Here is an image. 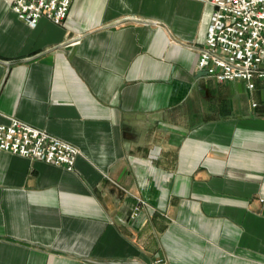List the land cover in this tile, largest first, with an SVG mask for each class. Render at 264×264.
I'll return each instance as SVG.
<instances>
[{
    "label": "crops",
    "instance_id": "1",
    "mask_svg": "<svg viewBox=\"0 0 264 264\" xmlns=\"http://www.w3.org/2000/svg\"><path fill=\"white\" fill-rule=\"evenodd\" d=\"M14 2L0 122L81 154L68 171L0 150V264H264V100L198 69L209 0H74L35 28Z\"/></svg>",
    "mask_w": 264,
    "mask_h": 264
},
{
    "label": "built area",
    "instance_id": "2",
    "mask_svg": "<svg viewBox=\"0 0 264 264\" xmlns=\"http://www.w3.org/2000/svg\"><path fill=\"white\" fill-rule=\"evenodd\" d=\"M74 0H15L19 20L35 28L42 18L61 26ZM214 9L198 69L220 83L243 82L254 91L264 82V0H209ZM253 103V107H257ZM0 150L73 171L80 150L17 118L0 122ZM138 209L132 215L136 217ZM158 259L155 264H163Z\"/></svg>",
    "mask_w": 264,
    "mask_h": 264
},
{
    "label": "rangeland",
    "instance_id": "3",
    "mask_svg": "<svg viewBox=\"0 0 264 264\" xmlns=\"http://www.w3.org/2000/svg\"><path fill=\"white\" fill-rule=\"evenodd\" d=\"M233 87L232 93H235L237 102L247 106L253 101L262 102L264 100V83L257 82V89L249 91L243 82H231Z\"/></svg>",
    "mask_w": 264,
    "mask_h": 264
},
{
    "label": "water",
    "instance_id": "4",
    "mask_svg": "<svg viewBox=\"0 0 264 264\" xmlns=\"http://www.w3.org/2000/svg\"><path fill=\"white\" fill-rule=\"evenodd\" d=\"M205 73V72H204Z\"/></svg>",
    "mask_w": 264,
    "mask_h": 264
}]
</instances>
